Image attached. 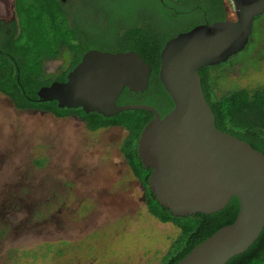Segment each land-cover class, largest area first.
<instances>
[{
	"label": "rangeland",
	"instance_id": "374dc122",
	"mask_svg": "<svg viewBox=\"0 0 264 264\" xmlns=\"http://www.w3.org/2000/svg\"><path fill=\"white\" fill-rule=\"evenodd\" d=\"M14 2L0 0V19L10 21ZM75 5L74 18L94 38L109 41L110 24H125L146 1L127 0L121 8L112 0ZM99 8L107 9L105 21L94 14ZM262 23H254L253 38ZM252 57L235 59L240 63L227 72L225 87H264V61L258 50ZM67 59L64 53L46 62L45 73L56 74ZM127 134L121 127L90 131L74 116L18 110L0 93V264H162L180 231L150 213L120 151Z\"/></svg>",
	"mask_w": 264,
	"mask_h": 264
},
{
	"label": "water",
	"instance_id": "95a60500",
	"mask_svg": "<svg viewBox=\"0 0 264 264\" xmlns=\"http://www.w3.org/2000/svg\"><path fill=\"white\" fill-rule=\"evenodd\" d=\"M235 18L201 24L168 40L161 52L160 81L174 108L163 118L150 105H118L127 88L148 90L151 66L135 51L93 49L65 82L42 87L40 102L60 109H82L106 118L128 110L154 115L138 141L150 190L176 217L212 215L233 197L240 202L236 221L196 246L177 264H227L245 253L264 230V154L248 142L220 131L202 87L199 71L227 62L244 51L264 0H231Z\"/></svg>",
	"mask_w": 264,
	"mask_h": 264
},
{
	"label": "trees",
	"instance_id": "16d2710c",
	"mask_svg": "<svg viewBox=\"0 0 264 264\" xmlns=\"http://www.w3.org/2000/svg\"><path fill=\"white\" fill-rule=\"evenodd\" d=\"M111 1V0H109ZM119 8L127 0H112ZM139 14H128L126 23H111L115 33L111 40L96 39L80 18L64 8L59 0H16L20 27L15 22L9 31L0 23V93L7 96L18 110L40 109L57 117L69 114L79 116L90 131L121 127L128 134L120 151L146 189L150 213L163 223H172L180 231L173 241L162 264H177L196 246L213 236L221 228L233 224L240 212V202L233 197L221 211L212 215H191L185 218L174 216L161 207L149 187L151 170L145 169L138 156V141L144 127L154 115L145 110H128L106 118L96 112L86 114L82 109H60L57 102H40L38 91L53 82H65L67 75L81 61L83 55L97 49L108 52L138 53L152 68L150 85L144 93L124 89L118 105L144 104L155 107L163 118L174 108V103L160 81L161 52L166 42L179 33L187 32L201 24H212L229 19L226 0H178L186 5L200 6L199 16L180 17L165 7L170 0H145ZM151 10L146 13L144 10ZM95 15L106 20L107 9L99 8ZM258 37L251 38L246 49L217 66H208L199 71L205 97L216 118L217 128L238 139L248 142L264 154V87L255 89L225 87L227 72L240 62L238 57L252 59L258 50L264 61V14L255 18ZM20 28V30H19ZM255 31V26H254ZM260 49V50H259ZM67 55V64L56 74H46L44 65ZM239 60V59H237ZM246 60V59H245ZM248 65V62L244 63ZM245 69H243L244 71ZM224 77V83L220 78ZM45 159L37 161L44 165ZM227 264H264V230L258 240L243 254L233 257Z\"/></svg>",
	"mask_w": 264,
	"mask_h": 264
},
{
	"label": "flooded vegetation",
	"instance_id": "af4514ba",
	"mask_svg": "<svg viewBox=\"0 0 264 264\" xmlns=\"http://www.w3.org/2000/svg\"><path fill=\"white\" fill-rule=\"evenodd\" d=\"M59 1H61L64 8L67 9L69 12H73V10L76 7L75 4H76L77 0H75L73 2H71L70 0H59ZM165 7L167 8L168 11L173 12L174 14H176L177 16H180V17H192V18H194L195 16H199V12H198L199 9L198 8H200V6L198 4L193 5V3H192V5L188 6L183 1L179 2L178 0H170ZM226 9L229 13V7L227 5V2H226ZM15 22L18 24V16H17V11H16V0L12 5V18L10 19V21H7L5 19H0V23H2L3 26L5 28H7L9 31L13 30V27H14L13 24H15ZM30 110H34L35 112H38L41 115H50V114L54 115L53 113H51L49 111H45V110H40V109H30ZM69 116H74L79 121H82L83 123H85L79 116H77L75 114H69L65 117H69ZM58 118H64V117H58ZM100 130H103V129H100ZM97 131H99V130H97ZM139 183L143 187L140 180H139ZM143 191H144L143 199H145L144 201L147 204L146 189L144 187H143Z\"/></svg>",
	"mask_w": 264,
	"mask_h": 264
}]
</instances>
